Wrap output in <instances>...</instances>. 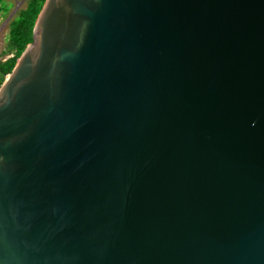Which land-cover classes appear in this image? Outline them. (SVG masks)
<instances>
[{"label": "water", "instance_id": "1", "mask_svg": "<svg viewBox=\"0 0 264 264\" xmlns=\"http://www.w3.org/2000/svg\"><path fill=\"white\" fill-rule=\"evenodd\" d=\"M0 264H264V0H44L0 83Z\"/></svg>", "mask_w": 264, "mask_h": 264}, {"label": "trees", "instance_id": "2", "mask_svg": "<svg viewBox=\"0 0 264 264\" xmlns=\"http://www.w3.org/2000/svg\"><path fill=\"white\" fill-rule=\"evenodd\" d=\"M44 0H27L26 6L20 9L9 23L8 53L10 56L0 61V83L11 70L14 62L25 45L32 40V28L35 18ZM7 11L0 0V12Z\"/></svg>", "mask_w": 264, "mask_h": 264}, {"label": "rangeland", "instance_id": "3", "mask_svg": "<svg viewBox=\"0 0 264 264\" xmlns=\"http://www.w3.org/2000/svg\"><path fill=\"white\" fill-rule=\"evenodd\" d=\"M27 0H3L6 12H0V61L10 56L8 53L9 23L18 11L26 6Z\"/></svg>", "mask_w": 264, "mask_h": 264}]
</instances>
